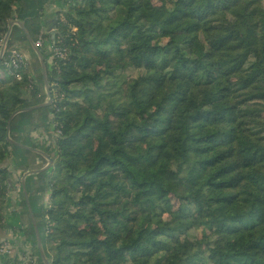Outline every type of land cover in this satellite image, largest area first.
Here are the masks:
<instances>
[{
    "label": "trees",
    "instance_id": "trees-1",
    "mask_svg": "<svg viewBox=\"0 0 264 264\" xmlns=\"http://www.w3.org/2000/svg\"><path fill=\"white\" fill-rule=\"evenodd\" d=\"M20 1L0 0V39ZM68 1L54 42L41 36L65 51L47 69L49 264H264V0ZM6 55L0 224L7 122L33 88Z\"/></svg>",
    "mask_w": 264,
    "mask_h": 264
},
{
    "label": "crops",
    "instance_id": "crops-1",
    "mask_svg": "<svg viewBox=\"0 0 264 264\" xmlns=\"http://www.w3.org/2000/svg\"><path fill=\"white\" fill-rule=\"evenodd\" d=\"M62 3L63 0H21L14 9L11 22H18L19 25L14 24L11 28L6 53L15 51L22 56L25 72L32 80L35 91L28 93L25 108L40 106L47 101L43 74L28 39L35 44L42 35L48 34L50 23L56 18ZM48 66L49 62L45 64L46 72ZM50 107L20 112L13 117L10 125V139L25 148L9 147L7 167L11 178L2 211L0 244L7 243L11 254L0 255V264H20L26 255L31 256L35 264H44L38 250L37 232L40 238L42 225L46 222L44 211L51 194L49 179L55 163L51 156L54 155L56 133ZM38 152L53 160L50 169H45L48 161ZM45 235L46 231L44 238ZM40 242L48 260L41 238Z\"/></svg>",
    "mask_w": 264,
    "mask_h": 264
},
{
    "label": "water",
    "instance_id": "water-1",
    "mask_svg": "<svg viewBox=\"0 0 264 264\" xmlns=\"http://www.w3.org/2000/svg\"><path fill=\"white\" fill-rule=\"evenodd\" d=\"M14 24L19 25L18 22H10L8 30H7V32H6L5 36H4V39H3V42H2V45H1V48H0V60H2V58L4 57V55L6 53L8 41H9V38H10L11 28H12V26ZM21 28L23 29V27H21ZM56 33H57V31H56V18H54L52 20V22L50 23V27L48 29V34H47V36L50 38L51 42H54L55 37H56ZM28 40L31 43V45L33 46L35 52L37 53V55H38V57L40 59L41 69H42V74H43V83H44V86H45L47 101L44 104L40 105V106H35V107H30V108H23V109L17 110L9 118V120L7 122V127H6V131H7L6 132V140H7V142L10 145L17 146V147H20V148H25V147L20 146L17 143H15L14 141H12L10 139V135H9L10 125H11L13 117L15 115H17L18 113H20V112H28V111L36 110V109H39V108L50 107L52 105V103H53L52 96H51V93H50V86H49V83H48V80H47V72H46V67H45V62H44L43 56H42L40 50L35 46V44L30 39H28ZM26 149H28V148H26ZM38 153L43 155L46 158V160L48 161V165H47V167L45 169L46 170L50 169L52 167L53 160L48 155H46L43 152H38ZM30 173L32 174L33 172H30ZM36 231H37V229H36ZM37 244H38L39 254H40L44 264H49V261L46 259L45 254L43 252V249H42V246H41V242H40V238L38 236V232H37Z\"/></svg>",
    "mask_w": 264,
    "mask_h": 264
},
{
    "label": "rangeland",
    "instance_id": "rangeland-1",
    "mask_svg": "<svg viewBox=\"0 0 264 264\" xmlns=\"http://www.w3.org/2000/svg\"><path fill=\"white\" fill-rule=\"evenodd\" d=\"M78 1H79V0H78ZM68 2L71 3V4L74 3V1H72V0H69ZM154 2H157V0L154 1ZM56 18H60L62 21L64 20L65 17H64V9H63V6H62L60 9H58V12L56 13ZM56 31H57V30H56ZM46 36H47V35H46ZM47 37H48V36H47ZM48 38H49V37H48ZM3 39H4V37H3L2 39H0V40H2V42H3ZM49 39H50V38H49ZM38 40H40L41 42H43L42 37H40V39H38ZM149 42H151V43H156V39H148V43H149ZM160 42L162 43V42H164V41L161 40ZM144 43H145V42H144ZM45 44H46V45H45ZM1 45H2V43L0 44V48H1ZM50 45H51L50 43H44V42H43V47H42V50H40V52L44 55V57H46V58L48 59V62L52 64V62H51V61H52L51 57L48 58V56L51 55V53H49V52L47 51V48L50 47ZM45 47H46V48H45ZM7 49H8V45H7ZM7 49H6V50H7ZM124 50H125V52L127 53L128 50H129V47H128V46L125 47ZM34 53H36V52H34ZM36 57H37V60H38L39 70L42 72L40 59H39L37 53H36ZM124 74H125L124 77L127 78L128 80H134V78H136V76H137V73L134 72V70H132V69H129V70L126 71ZM124 88H125V86H124ZM34 91H35L34 88H29V93H30V94H33ZM192 95H193V97H195V95H196V91H195V89L193 90ZM162 114H163V113L160 112V111L158 110V108H156V107H150V108L147 110V116H148V117H153V116H154V117H161ZM111 125H112L114 128H117V127H118V121H117V119L112 118V119H111ZM172 203L176 206V201H175V200H172ZM160 225H161V226H169V227H170L171 225H173V221L171 220V218H170L169 216H167V215H163V216L160 218ZM45 228H46V222H45V225H44V226L42 225V228H41L40 238H41L42 241H44V239H45V238H44V231L46 230ZM202 233H203L202 228L197 227V228H195V229H193V230H191V231L189 232L190 239H200L201 236H202ZM183 239H185V238H183ZM205 264H207V263H205Z\"/></svg>",
    "mask_w": 264,
    "mask_h": 264
},
{
    "label": "built area",
    "instance_id": "built-area-1",
    "mask_svg": "<svg viewBox=\"0 0 264 264\" xmlns=\"http://www.w3.org/2000/svg\"><path fill=\"white\" fill-rule=\"evenodd\" d=\"M2 43V40H0V44ZM35 46L38 49H42L43 47V42L40 40H37L35 42ZM47 51L51 53L52 57H57V58H64L65 56V51L60 50L58 48H54L52 45L47 48ZM6 67H12L14 70H19V69H25V62L22 58V56L15 51L10 52V54L7 55V61L5 63ZM19 75H16V79H19ZM32 85V83H31ZM56 137L59 136L60 131H56ZM11 254V248L8 246L7 243L0 244V255H10ZM20 264H35V260L31 256H24L22 258Z\"/></svg>",
    "mask_w": 264,
    "mask_h": 264
}]
</instances>
